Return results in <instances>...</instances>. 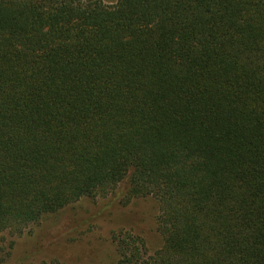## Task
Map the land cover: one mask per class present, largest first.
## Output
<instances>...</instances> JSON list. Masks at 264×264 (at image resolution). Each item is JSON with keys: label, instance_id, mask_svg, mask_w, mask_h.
Here are the masks:
<instances>
[{"label": "trees", "instance_id": "16d2710c", "mask_svg": "<svg viewBox=\"0 0 264 264\" xmlns=\"http://www.w3.org/2000/svg\"><path fill=\"white\" fill-rule=\"evenodd\" d=\"M123 181L118 264H264V0H0V233Z\"/></svg>", "mask_w": 264, "mask_h": 264}, {"label": "rangeland", "instance_id": "374dc122", "mask_svg": "<svg viewBox=\"0 0 264 264\" xmlns=\"http://www.w3.org/2000/svg\"><path fill=\"white\" fill-rule=\"evenodd\" d=\"M157 213L154 197L130 194L123 181L44 215L20 234L1 232L0 264H118L117 242L125 235L140 237L150 252L161 245Z\"/></svg>", "mask_w": 264, "mask_h": 264}]
</instances>
